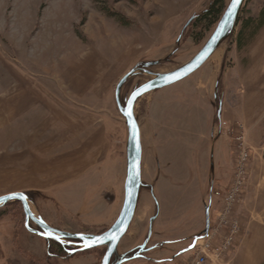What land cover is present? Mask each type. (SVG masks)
<instances>
[{
    "label": "rangeland",
    "instance_id": "obj_1",
    "mask_svg": "<svg viewBox=\"0 0 264 264\" xmlns=\"http://www.w3.org/2000/svg\"><path fill=\"white\" fill-rule=\"evenodd\" d=\"M214 1L0 0V197L29 195L35 216L54 229L66 222L71 223L68 231L76 233L91 230L100 234L111 228L123 209L127 179L128 131L114 93L119 80L137 68L120 92L124 105L131 92L150 81L152 75L189 63L211 38L232 0L222 1L216 24L202 22V15ZM243 2L235 29L206 63L212 69L221 64L219 89L223 97L229 92L231 111L247 124L219 121L221 108L215 104L210 122H215L213 137L206 142L198 136L204 132L206 114L189 117L197 136L181 138V144L174 143L173 151L168 152L173 157L172 171L180 168V159L189 178L174 188L162 183L157 191L143 184L136 210L137 219L144 216L142 237L128 248L126 235L116 255L133 252L131 248L137 245L143 248L153 244L157 235H163L174 242L166 251L168 259H180L206 228L209 200L210 229H219L223 236L224 198L237 180L242 151L238 137L243 136L250 157L241 194L230 211L240 231L230 260L226 257L222 264H235L242 247L244 256H259L260 264H264V151L253 133L254 129L257 134L264 129V0ZM246 54L256 60L254 69ZM149 62L157 64L146 67ZM238 67L259 69L263 77L255 80L249 71L244 74ZM196 75L147 94L135 104L146 153L148 103L166 93L181 94L180 86L191 87ZM93 135L107 144V168L117 172V179L124 174L122 183L117 184L110 172L95 170L56 187L59 175L72 172L79 155H89L87 143ZM209 135L211 138L210 131ZM219 136L231 140V162L226 142L222 150L224 163H231L226 185L217 179ZM115 184L122 185V196L116 198V218L110 221L103 214L89 216L86 204L92 199L90 193ZM100 204L93 205L99 208ZM29 228L37 227L30 223ZM50 247L55 253H48L47 242L26 229L21 203L12 202L0 209V264H101L106 252L103 247L63 260L54 258L57 247Z\"/></svg>",
    "mask_w": 264,
    "mask_h": 264
},
{
    "label": "crops",
    "instance_id": "obj_2",
    "mask_svg": "<svg viewBox=\"0 0 264 264\" xmlns=\"http://www.w3.org/2000/svg\"><path fill=\"white\" fill-rule=\"evenodd\" d=\"M261 34V32H260ZM259 38V37H257ZM248 56V54H246ZM249 57V56H248ZM250 58V57H249ZM256 60H254L252 57L250 58L249 62L251 68L254 69L256 66ZM217 66L212 69L208 63L203 64V66L197 71V75L193 77L192 80V86L187 88V85L180 86L182 88L181 94H175L173 96H168V93L165 94L164 97L159 99L158 101H154L153 99L148 103V106L146 108V118H147V126L149 127L148 133L146 135V148H148V153L145 152L144 148V139H143V133L142 129L141 131V142H142V148H143V156H142V182L146 188H151L154 191H157L162 183L168 182V185L171 187H177L181 186V183L186 181L188 179V172L185 169V166L180 165V159L178 160V167L176 170L172 171V163H173V157H170V154L168 153L170 149L172 148L174 143L181 144V138H189L190 136H197V133L194 130V127L189 125V117H194L195 114L203 113L206 114V120L204 123V132H200L198 134L199 139L202 141L206 140L209 141L212 140L213 137V129L215 122L210 125V122L213 120V114L215 113V98H216V92L218 87L217 79L220 72L221 64H216ZM249 66V67H250ZM248 68H240L243 70V73L250 72L249 75H252L251 77L255 80H259L260 77H263V71L261 70H253L250 71ZM240 70V72H241ZM234 71V68L232 69ZM236 72V71H235ZM237 73V72H236ZM195 74V73H194ZM193 75V74H192ZM191 75V76H192ZM240 74H238L239 76ZM190 76V77H191ZM188 78V77H187ZM237 76L234 78L236 80ZM239 78V77H238ZM243 77L240 78V83ZM184 81V80H183ZM189 86V85H188ZM186 87V88H185ZM187 90L186 92L184 90ZM262 98V97H261ZM259 98L258 100H260ZM264 99V96L263 98ZM230 100V94L229 92L227 95L225 94L224 99L222 100V106L219 111V121H223L224 119L229 120V122H237L247 124L246 120L239 118L236 115L234 116L233 112L231 111V102ZM263 101V100H261ZM207 112V113H206ZM247 128L251 129L255 126H248ZM206 129V130H205ZM208 131V133H206ZM209 131L211 133V138L209 135ZM259 134L253 130V133L258 135L259 137V147L261 151H264V129L261 128L259 131ZM216 145L218 147V153L220 154V162L218 164V174L217 179L219 180V183L222 185H226V183L229 182L231 177V150L230 149V138H226V136H219V138H216ZM225 142L227 143V151L229 153V165L227 166L226 163H224V145ZM104 143V142H103ZM102 139H100V136L93 135V137L90 138V142L87 144H90L89 146V155H79L78 159H76V163L74 165V168L72 172L65 175H59L61 176V179L58 181V185L56 187L61 186V184H64L66 180L71 181H78L79 178L83 177L84 175L80 174H90L91 172L98 170L100 172H106L107 174L111 175V178H114V180L119 181V184L122 183L123 175L120 174L119 180L117 179V172H113L112 169L108 167L107 164V157L109 154L107 149V144H103ZM167 143V146L165 144ZM148 146V147H147ZM173 151V148H172ZM67 176V177H66ZM84 178V177H83ZM171 178V181H170ZM174 179L175 182L172 180ZM117 184L104 186L103 188L94 191L90 193V197L92 198L91 201H88L89 207L87 208L89 210V216H101L103 214L104 217H107L108 220H114L116 218V215L119 213L118 205L116 204V198L122 194V189L119 188L122 187V185L118 186ZM55 188V186H53ZM56 189H54L55 191ZM89 195V194H88ZM87 195V196H88ZM86 196V195H85ZM122 196V195H121ZM119 196V197H121ZM118 197V198H119ZM101 202V207L96 208L93 204H99ZM85 203V202H84ZM116 204V205H115ZM137 211L134 215L133 222L131 226L129 227V231L126 235L129 237V242H127L126 246L130 248V246L135 244L140 237H142V230L144 227V216L141 219H137ZM144 215H148L146 211H144ZM107 220V221H108ZM46 222V221H45ZM47 223V222H46ZM48 224V223H47ZM50 224V223H49ZM71 224V223H70ZM69 223H62L61 227L57 228L60 231L67 232L70 229ZM104 226V225H103ZM95 227V226H94ZM61 228V229H60ZM104 228V227H102ZM69 232V231H68ZM69 233H76L74 231ZM79 233L88 234L92 231H79ZM201 236V235H199ZM195 237L196 240L199 237ZM158 240L154 241L153 244L148 243L144 250H148L146 252L141 253V248L137 245L133 248H131L133 251L139 250V252H136L137 254L124 264H173L177 263V261L185 260L190 257L191 250H187L185 254L181 255L179 258H173L168 259L169 253L166 252L168 248H173V240H167L166 236L163 235H157ZM164 239V240H163ZM162 240V241H161ZM195 240V241H196ZM122 242V241H121ZM120 245V244H119ZM139 247V248H138ZM244 247L241 248V254L236 253L235 256V264H260L261 261L259 260L260 257L255 255H245L244 256ZM130 249V250H131ZM240 249V248H239ZM131 250V251H132ZM129 253V252H126ZM243 253V254H242ZM123 254V253H122ZM138 254H140L138 257ZM231 253L227 256L228 261L230 260ZM227 261V262H228ZM229 264V262L227 263Z\"/></svg>",
    "mask_w": 264,
    "mask_h": 264
},
{
    "label": "water",
    "instance_id": "obj_3",
    "mask_svg": "<svg viewBox=\"0 0 264 264\" xmlns=\"http://www.w3.org/2000/svg\"><path fill=\"white\" fill-rule=\"evenodd\" d=\"M244 0H240L238 4H236L235 8L233 5L235 4V0H232L227 7L225 13L223 14L220 22L218 23L214 33L211 38L208 39V42L202 48L200 52L187 64L176 69L169 73L164 74H154L153 78L150 81L142 84L137 87L136 90L131 92L132 94L128 98L127 102L123 105L120 97L121 90L126 83V80L129 79L134 73H136L137 68L132 70L130 73L125 75L123 79L119 80L116 90H115V99L116 106H118V110L122 116V118L126 121L128 138H127V179L125 183V201L123 205V209L118 215L117 221L112 225L111 228L104 230V232L100 234H83V233H69L68 231H60L58 229H54L49 226L45 221H43L40 217L37 218L33 213L28 197L25 193H12L5 196L0 197V209L5 207L7 204L12 202L21 203L25 215V223L26 228L45 240H53L59 244L63 243V240L68 241H76V246L78 249L70 252L69 255L83 253L86 251H93L98 248H106L105 255L102 259L101 264H110L113 257L118 253V247L121 243V240L126 236L129 231V227L131 226L134 215L137 210L140 190L143 186L142 182V156H143V148L141 140V131L138 124V120L135 116V104L145 95L150 94L154 91L161 90L167 88L169 86L175 85L185 79L190 77L192 74L197 71L206 64V62L212 57L215 51L218 49L219 45L227 38L235 29V25L238 19V13L243 5ZM229 12H231V16L229 17ZM156 62H149L146 64V67H150L152 65H156ZM139 93L136 96L135 100H132L134 93ZM129 111H131V116L128 115ZM209 206L206 210V228L204 232L201 234V237L206 236L210 230V219H209V209L211 207L212 201L209 200ZM35 223L42 232H33L29 228V223ZM146 246V245H145ZM145 247L141 248V253L146 252L148 250H144ZM140 253V252H139ZM140 253V254H141ZM138 254V257H140ZM135 258V256H134ZM127 259H122L116 264H124Z\"/></svg>",
    "mask_w": 264,
    "mask_h": 264
},
{
    "label": "built area",
    "instance_id": "obj_4",
    "mask_svg": "<svg viewBox=\"0 0 264 264\" xmlns=\"http://www.w3.org/2000/svg\"><path fill=\"white\" fill-rule=\"evenodd\" d=\"M223 125L224 123H221L220 126L223 127ZM238 141L242 151L240 160L238 161L237 180L224 198L225 211L223 213L222 224H220V227L225 229V234L221 236L219 235V229H210L206 236L199 237L195 241L194 247L191 249L190 257L180 264H222L224 258H226L231 253L232 248L235 247L240 227L237 221L231 220L230 211L236 204V199L241 194L242 181L244 179V174H246V165L250 157L249 152L244 148L245 143L243 136L238 137ZM213 195L215 196L216 193H213Z\"/></svg>",
    "mask_w": 264,
    "mask_h": 264
},
{
    "label": "flooded vegetation",
    "instance_id": "obj_5",
    "mask_svg": "<svg viewBox=\"0 0 264 264\" xmlns=\"http://www.w3.org/2000/svg\"><path fill=\"white\" fill-rule=\"evenodd\" d=\"M30 223H33V222H30ZM33 224H35V223H33ZM35 226L37 227L36 229L30 228L33 232H42L41 229L36 224H35ZM30 233H32V232H30ZM32 234H34V233H32ZM34 235H36V234H34ZM36 236L40 237L39 235H36ZM41 239L47 242L48 249L51 245H54L55 247H57L58 253L52 255L54 258H57V259H63V260L66 259L67 260L70 252L78 249V247L76 246V241H68L67 242L66 240H63V243L59 244L53 240H45L43 238H41ZM139 250L140 249L133 251L132 255L130 257H127V255H126L127 253L118 254V255L113 257L110 264H116L117 262H119L122 259L123 256H124V259L130 260L133 256H135L137 254L136 252H139ZM62 253L64 255H62Z\"/></svg>",
    "mask_w": 264,
    "mask_h": 264
},
{
    "label": "trees",
    "instance_id": "obj_6",
    "mask_svg": "<svg viewBox=\"0 0 264 264\" xmlns=\"http://www.w3.org/2000/svg\"><path fill=\"white\" fill-rule=\"evenodd\" d=\"M222 1L223 0H215L213 2V4L208 9L207 13H205L204 15H202V17L204 19V20H202V22H204V23L206 22L208 24H213V25L218 22L219 14H221L222 9H223V3H222ZM219 88H220V83H218V87L216 88L217 89V92H216V98H215L214 102L218 106V108L219 107L221 108V106H222V100L224 99V97H223V92H221ZM26 196L28 197V199H30V196L29 195L26 194ZM52 246H54V245H52ZM53 249L51 247H49L48 253H50V252L51 253H55L53 251ZM86 252L88 253V251H86ZM86 252H83L81 254H84ZM48 255H50V254H48ZM126 255H127V257H130L132 255V252L127 253Z\"/></svg>",
    "mask_w": 264,
    "mask_h": 264
},
{
    "label": "snow or ice",
    "instance_id": "obj_7",
    "mask_svg": "<svg viewBox=\"0 0 264 264\" xmlns=\"http://www.w3.org/2000/svg\"><path fill=\"white\" fill-rule=\"evenodd\" d=\"M239 2H240V0H235V4L233 5V8H235L236 4H238ZM230 16H231V12H229V17ZM137 95H139L138 92L133 94V97H132V100L133 101L135 100V98H136ZM128 115L131 116V111H129Z\"/></svg>",
    "mask_w": 264,
    "mask_h": 264
},
{
    "label": "bare ground",
    "instance_id": "obj_8",
    "mask_svg": "<svg viewBox=\"0 0 264 264\" xmlns=\"http://www.w3.org/2000/svg\"><path fill=\"white\" fill-rule=\"evenodd\" d=\"M89 252V251H88ZM87 253V252H86ZM85 254V253H84Z\"/></svg>",
    "mask_w": 264,
    "mask_h": 264
}]
</instances>
